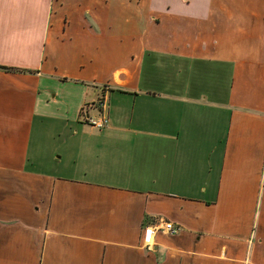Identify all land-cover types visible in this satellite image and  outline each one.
I'll list each match as a JSON object with an SVG mask.
<instances>
[{"label": "crops", "instance_id": "0c3cea01", "mask_svg": "<svg viewBox=\"0 0 264 264\" xmlns=\"http://www.w3.org/2000/svg\"><path fill=\"white\" fill-rule=\"evenodd\" d=\"M0 264H264V0H0Z\"/></svg>", "mask_w": 264, "mask_h": 264}, {"label": "built area", "instance_id": "2783aa9c", "mask_svg": "<svg viewBox=\"0 0 264 264\" xmlns=\"http://www.w3.org/2000/svg\"><path fill=\"white\" fill-rule=\"evenodd\" d=\"M95 108H97L98 110L97 116L95 117L87 116L86 117V115H84V113L82 112L81 117L92 128H95L97 130H102L106 128L109 124V119L106 114L105 101L101 99L96 104ZM159 232L173 236V235H177L180 232V227L171 222L159 220L154 225L146 227L144 229L145 241L151 240L153 235Z\"/></svg>", "mask_w": 264, "mask_h": 264}, {"label": "trees", "instance_id": "16d2710c", "mask_svg": "<svg viewBox=\"0 0 264 264\" xmlns=\"http://www.w3.org/2000/svg\"><path fill=\"white\" fill-rule=\"evenodd\" d=\"M3 69L6 70V71H15L13 69H7V68H3Z\"/></svg>", "mask_w": 264, "mask_h": 264}]
</instances>
